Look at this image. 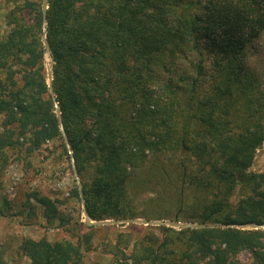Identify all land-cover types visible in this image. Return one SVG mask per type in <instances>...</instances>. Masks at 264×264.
Returning a JSON list of instances; mask_svg holds the SVG:
<instances>
[{"label":"trees","instance_id":"obj_1","mask_svg":"<svg viewBox=\"0 0 264 264\" xmlns=\"http://www.w3.org/2000/svg\"><path fill=\"white\" fill-rule=\"evenodd\" d=\"M9 1L0 35V173L50 142L69 160L48 90L40 1ZM44 25L90 220L217 226L130 225L143 235L104 240L108 264H264V231L229 227L264 224V171H250L264 146V84L246 66L248 46L264 34V0H48ZM24 196L20 204L3 198L0 217L19 208L30 225L34 202L49 227L73 239L22 237L17 253L26 264H84L92 236L113 228L70 223L54 200ZM71 196L80 202L75 181ZM145 203L156 209L139 210ZM3 254L0 247V264H10Z\"/></svg>","mask_w":264,"mask_h":264},{"label":"rangeland","instance_id":"obj_2","mask_svg":"<svg viewBox=\"0 0 264 264\" xmlns=\"http://www.w3.org/2000/svg\"><path fill=\"white\" fill-rule=\"evenodd\" d=\"M40 4H41V0ZM13 4L9 0H0V35H5L6 28L4 23V15L12 9ZM47 61V60H46ZM246 66L261 80L264 84V34L254 39L248 46ZM1 121V117H0ZM58 150L53 143H48L43 146L40 151L34 152L30 157L18 156L17 159H12L0 173V205L3 198L12 200L20 204L24 200L25 192L35 191L39 194L47 196L54 200L58 205V210L66 219L71 220L70 223L78 222L83 224V215L81 202H77L72 196L74 177L71 170L70 159L59 160ZM58 159V160H57ZM251 172L264 171V146L258 149L255 153V158L250 168ZM35 205L36 217L31 221L30 225L24 224L26 213L17 215L19 208L10 211V216L0 217V247L4 252L6 261L10 264L20 263L26 264V260L20 257L17 253L18 242L22 237L33 239L46 238L47 240L72 239L70 232L64 229L51 228L46 221L41 217V208ZM169 206V205H168ZM139 210L147 212L156 209L153 204L145 203L138 207ZM160 210V208H158ZM161 211L155 213L156 216ZM144 219L148 221H171L168 219ZM138 227H147L138 224H133ZM126 224L115 225L112 229L97 231L92 236V249L84 253V264H108L110 259L102 249L103 242L108 241L114 243L116 235L119 233H129L133 237H140L143 231L135 233L128 230ZM149 227H156L150 226ZM165 227V226H160ZM167 228V227H166ZM176 230V229H174ZM239 258L246 261L249 258L247 252H242Z\"/></svg>","mask_w":264,"mask_h":264},{"label":"water","instance_id":"obj_3","mask_svg":"<svg viewBox=\"0 0 264 264\" xmlns=\"http://www.w3.org/2000/svg\"><path fill=\"white\" fill-rule=\"evenodd\" d=\"M40 9H41L42 20H43V30H42V34H41V41L43 43V48H44V52H45L44 53L45 54L44 55L45 56L44 62H45V68H46V78H47V83H48V90H49L51 101H52V104L54 107V112L56 115L58 126H59L64 144H65L66 150H67L68 155H69L72 174L74 177L77 192H78L80 202H81L83 224L86 227H106V226H115V225H122V224H126V225L138 224V225H142V226H149V225L150 226H156V227L165 226L167 228L176 229V230H185V229L200 230V229L217 227L214 225H206V224H201V223H196V222H178V221H164V220H160V221H148V220H144V219H107V220H100V221L90 220V218L87 214L86 208H85V204H84L81 182H80V179H79V176L77 173V169H76V166L74 163L72 151H71L67 136H66L64 128H63L58 103L56 101V98H55L54 93H53V88H52V66H53L54 62H53V59L50 55V46H49V43L46 39L45 28H44V26H45L44 25L45 14H46V11L48 9V0H41ZM229 227L240 229V230L264 231V224L263 225H257V224H252V223L239 224V225L233 224Z\"/></svg>","mask_w":264,"mask_h":264}]
</instances>
